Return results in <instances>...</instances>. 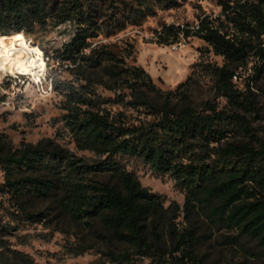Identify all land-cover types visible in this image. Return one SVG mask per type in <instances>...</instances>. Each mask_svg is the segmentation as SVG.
Returning a JSON list of instances; mask_svg holds the SVG:
<instances>
[{"label":"trees","instance_id":"16d2710c","mask_svg":"<svg viewBox=\"0 0 264 264\" xmlns=\"http://www.w3.org/2000/svg\"><path fill=\"white\" fill-rule=\"evenodd\" d=\"M181 1L0 0L4 34L71 22V39L51 54L71 79L54 91L75 148L93 153L79 156L50 138L16 147L0 138V194L34 222L71 219L93 236L95 243L87 248L102 242L117 264H132L136 256L156 264H207L198 251L199 228L191 225L195 215L234 232L227 237L231 243L255 241L264 255V145L256 143L246 113L256 109L251 82L264 75V0H219V15L204 13L194 25L164 22L151 38L171 45L197 36L222 56V65L203 63L202 69L213 75L229 109L211 101L194 107L192 75L165 90L135 63L131 43L107 40L141 25L156 8ZM66 62L72 66L64 67ZM251 62L254 72L240 88L234 76ZM121 155L169 174L185 194L184 205H166L127 169ZM35 203L50 210L32 209ZM3 227L0 222V233Z\"/></svg>","mask_w":264,"mask_h":264},{"label":"rangeland","instance_id":"374dc122","mask_svg":"<svg viewBox=\"0 0 264 264\" xmlns=\"http://www.w3.org/2000/svg\"><path fill=\"white\" fill-rule=\"evenodd\" d=\"M221 10L219 0L181 1L172 8H156V13L147 16L141 25H130L107 40L123 39L131 43L135 63L144 67L157 85L165 90L174 89L192 75L191 103L194 107L202 109L205 102L211 101L219 109H229L226 98L216 92L213 75L202 69L203 63L222 65L224 59L215 54L203 39L191 36L171 45L151 41L154 30L164 22L194 25L202 14L217 16ZM57 28L34 33L42 40L45 55L53 54L55 49L62 46L60 37L71 35V29L56 31ZM52 33L55 35L50 40H43V37ZM252 65L253 62L248 68L237 69L238 78L235 81L240 88L245 86L254 72L253 68L250 69ZM4 86L9 87V82L6 81ZM251 86L256 109L246 113L258 136L256 143L264 145V75L251 82ZM20 98L18 94L17 99ZM7 99L6 95H0V104ZM60 100L61 96L58 95L46 103L37 104L32 111L21 112L18 104L15 109L0 111V138L7 147H16L22 141L36 143L50 138L76 151L79 156L92 157L90 151L77 150L66 133L61 120L63 111L59 107ZM27 106L31 108V105ZM118 158L137 175L143 186L161 194L166 205L171 201L184 205L185 194L169 174L156 172L148 163L136 157L121 155ZM3 182L4 170L0 164V184ZM0 201V222L4 225L0 233V261L4 259L9 264H117L104 253L106 247L102 242L97 241L96 247L87 248L89 244L95 243L93 236L71 219L54 218L49 222L37 223L26 218L8 195L0 194ZM31 208L46 212L50 210L47 204L42 203H35ZM180 221L186 224L184 215ZM191 225L199 228L201 242L198 251L207 264L263 263L264 255L255 241L243 238L231 243L227 237L234 235V232L223 226H210L202 215L193 216ZM83 248L80 254L75 252ZM132 264L156 263L149 257L136 256Z\"/></svg>","mask_w":264,"mask_h":264},{"label":"clouds","instance_id":"9594fccd","mask_svg":"<svg viewBox=\"0 0 264 264\" xmlns=\"http://www.w3.org/2000/svg\"><path fill=\"white\" fill-rule=\"evenodd\" d=\"M71 29V22L60 24L56 31ZM55 33L43 37L50 40ZM38 34L28 33L26 28L19 31L10 30L4 34L0 30V95H6L7 101L0 104V111L15 109L19 105L21 112L32 111L37 104L46 103L56 98L58 93L54 91L55 85L71 79L61 68L59 60L46 56L43 50L44 44L37 38ZM71 37H60L63 43H67ZM89 54L91 49H84ZM65 63L64 67H71ZM9 87H5V82ZM22 97L17 99V96ZM27 105H31L29 108Z\"/></svg>","mask_w":264,"mask_h":264},{"label":"built area","instance_id":"2783aa9c","mask_svg":"<svg viewBox=\"0 0 264 264\" xmlns=\"http://www.w3.org/2000/svg\"><path fill=\"white\" fill-rule=\"evenodd\" d=\"M234 78H237V75H235Z\"/></svg>","mask_w":264,"mask_h":264},{"label":"bare ground","instance_id":"6f19581e","mask_svg":"<svg viewBox=\"0 0 264 264\" xmlns=\"http://www.w3.org/2000/svg\"><path fill=\"white\" fill-rule=\"evenodd\" d=\"M161 48H162V47H161ZM167 51H168V50H167ZM179 52H180V51H179ZM179 52H178V53H179ZM160 53H161V52H160Z\"/></svg>","mask_w":264,"mask_h":264}]
</instances>
